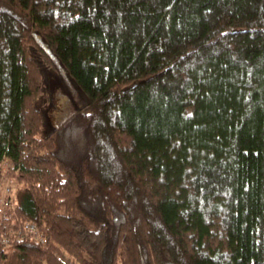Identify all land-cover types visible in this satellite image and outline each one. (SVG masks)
Segmentation results:
<instances>
[{
  "label": "trees",
  "instance_id": "16d2710c",
  "mask_svg": "<svg viewBox=\"0 0 264 264\" xmlns=\"http://www.w3.org/2000/svg\"><path fill=\"white\" fill-rule=\"evenodd\" d=\"M3 155L0 264H264V0H0Z\"/></svg>",
  "mask_w": 264,
  "mask_h": 264
},
{
  "label": "built area",
  "instance_id": "2783aa9c",
  "mask_svg": "<svg viewBox=\"0 0 264 264\" xmlns=\"http://www.w3.org/2000/svg\"><path fill=\"white\" fill-rule=\"evenodd\" d=\"M8 173L15 175L17 169L3 155L0 158V252H5L21 242L41 247L45 240L37 226L31 221L22 220L17 214L15 207L17 190L13 178H8Z\"/></svg>",
  "mask_w": 264,
  "mask_h": 264
},
{
  "label": "rangeland",
  "instance_id": "374dc122",
  "mask_svg": "<svg viewBox=\"0 0 264 264\" xmlns=\"http://www.w3.org/2000/svg\"><path fill=\"white\" fill-rule=\"evenodd\" d=\"M59 79L53 78L49 89V105L47 108V118L50 127H55L71 112L80 105V95L73 83L61 71ZM58 77V76H57ZM8 178H13V184L18 192L19 183L15 175L7 174ZM15 180V181H14Z\"/></svg>",
  "mask_w": 264,
  "mask_h": 264
}]
</instances>
